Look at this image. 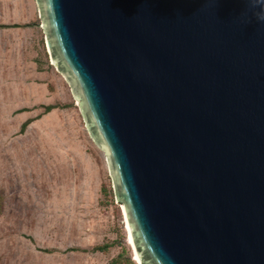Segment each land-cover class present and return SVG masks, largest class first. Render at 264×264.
I'll return each mask as SVG.
<instances>
[{"label":"water","instance_id":"95a60500","mask_svg":"<svg viewBox=\"0 0 264 264\" xmlns=\"http://www.w3.org/2000/svg\"><path fill=\"white\" fill-rule=\"evenodd\" d=\"M138 264H264L253 0H34Z\"/></svg>","mask_w":264,"mask_h":264},{"label":"rangeland","instance_id":"374dc122","mask_svg":"<svg viewBox=\"0 0 264 264\" xmlns=\"http://www.w3.org/2000/svg\"><path fill=\"white\" fill-rule=\"evenodd\" d=\"M36 6L0 0V264H138L103 154L50 65ZM60 104L68 108L44 113Z\"/></svg>","mask_w":264,"mask_h":264},{"label":"trees","instance_id":"16d2710c","mask_svg":"<svg viewBox=\"0 0 264 264\" xmlns=\"http://www.w3.org/2000/svg\"><path fill=\"white\" fill-rule=\"evenodd\" d=\"M1 27V26H0ZM13 27H18L17 25H14ZM56 108H60V106H57V105H48V106H45L44 107V113L47 114L49 112H51L52 110L56 109ZM33 120H27L25 121L22 126H21V129H20V132H24L25 128L27 127V125L29 123H31ZM105 248L104 247H96L94 249V251H104Z\"/></svg>","mask_w":264,"mask_h":264},{"label":"clouds","instance_id":"9594fccd","mask_svg":"<svg viewBox=\"0 0 264 264\" xmlns=\"http://www.w3.org/2000/svg\"><path fill=\"white\" fill-rule=\"evenodd\" d=\"M253 6H259L260 11L256 15L259 20L264 21V0H253Z\"/></svg>","mask_w":264,"mask_h":264},{"label":"crops","instance_id":"0c3cea01","mask_svg":"<svg viewBox=\"0 0 264 264\" xmlns=\"http://www.w3.org/2000/svg\"><path fill=\"white\" fill-rule=\"evenodd\" d=\"M66 108H68V105H62V104H60V112L62 111V110H64V109H66Z\"/></svg>","mask_w":264,"mask_h":264},{"label":"bare ground","instance_id":"6f19581e","mask_svg":"<svg viewBox=\"0 0 264 264\" xmlns=\"http://www.w3.org/2000/svg\"><path fill=\"white\" fill-rule=\"evenodd\" d=\"M125 223H126V222H125ZM126 229H127V227H126ZM127 231H128V230H127ZM128 237H129V238H128L129 244L132 245V244H131V240H130V236H129V234H128ZM134 256H135V259H136V261H137V258H136V255H135V254H134Z\"/></svg>","mask_w":264,"mask_h":264}]
</instances>
